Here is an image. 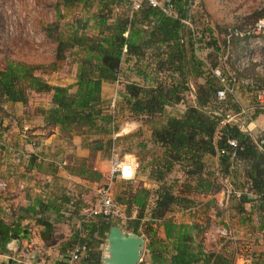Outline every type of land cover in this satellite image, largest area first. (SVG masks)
Segmentation results:
<instances>
[{
  "label": "trees",
  "instance_id": "obj_1",
  "mask_svg": "<svg viewBox=\"0 0 264 264\" xmlns=\"http://www.w3.org/2000/svg\"><path fill=\"white\" fill-rule=\"evenodd\" d=\"M168 1L171 15L144 3L138 9L130 10L126 0H59L57 4L66 8L78 3L83 7L95 4L91 17L93 33H86L83 27L85 22L78 18L74 23L65 24L68 29L64 36L53 39L56 42L55 60L63 59L65 51L73 47L81 53L77 60L73 92H69L70 85L47 83L36 73L39 70L37 65L6 59L0 68V105L4 101L24 103L29 91L49 93L51 105L44 114V122L60 130L75 131L82 136L93 128L96 131L92 134L101 136H108L117 129L116 125L110 124L111 116L102 112L100 86L102 82L119 83L122 61L133 58L138 65V61L148 54L155 61L156 71L166 74L167 82L155 81L139 65L134 69L135 76L143 82L123 78L120 96L128 114L133 118L144 119V123L149 126L151 142L162 149V167L168 170L174 164L180 166L185 176L182 185L185 191L179 195L174 194L165 184L161 172L156 170L158 167L152 164L151 167L156 171L151 179L158 183L153 192L139 187L128 195L118 194L113 197L124 214L122 223L95 216L88 222L81 221L78 229L73 231L67 249L76 242L84 243L87 248L79 264H100L97 250L99 241L93 239V236L103 237L109 226L117 224L125 231L147 239L142 252H147L150 264H208L213 253L204 252L201 241L196 240L199 232L197 226L177 222L166 216L175 207H193L195 201L189 197L191 194L207 195L221 189L218 179L213 176L214 171L205 166L204 156L216 157L217 170L223 175L236 162L243 163V187L264 201V153L246 132L240 130L237 123L227 120L230 115L241 112L238 102L228 93L222 100H216L214 94L220 85L210 71L216 65L211 63L206 70H201L202 60L194 55L192 33L182 22L187 17L188 5L192 0ZM118 5H124L122 13H112V8ZM263 14L264 10L256 11L248 19L253 21ZM44 32L45 36L51 37L48 28ZM222 44L224 48V38ZM231 45L239 49L236 38H232ZM53 66L51 64L50 68ZM247 72L251 73L255 88L264 90V75L258 74L253 67L235 72V75ZM189 77L193 78L191 103L185 105L180 114L167 115L162 123H155L153 119L161 115L166 106L184 101L185 94L191 90L188 86ZM198 78L201 80L197 81ZM252 107V113L245 121L257 114H264V103H254ZM229 138L237 142L233 159L225 153H218L220 149L228 150L226 141ZM109 144V138L103 141L97 137L90 144L83 143V146L89 152H96L109 147ZM85 160L74 159L71 166L65 165L63 168L86 180L98 181L101 174L86 165ZM151 195L154 199L151 206L147 207ZM56 200L58 202L54 199L44 201L35 198L27 210L34 223L41 227L39 235L43 241L49 240L55 222L49 219L46 211L51 210L57 215L59 205L67 202L64 196ZM246 201L249 198L240 195L239 202ZM142 219L147 221L140 222ZM153 222L162 229L163 238L156 235ZM26 234L27 231L21 228L19 222L7 223L0 219V252L5 251L11 239H22ZM89 241H93L91 246ZM164 253H167V257H164ZM143 262L141 257L136 264ZM52 264L67 263L54 260Z\"/></svg>",
  "mask_w": 264,
  "mask_h": 264
},
{
  "label": "crops",
  "instance_id": "obj_2",
  "mask_svg": "<svg viewBox=\"0 0 264 264\" xmlns=\"http://www.w3.org/2000/svg\"><path fill=\"white\" fill-rule=\"evenodd\" d=\"M212 1L203 0L204 3ZM38 3L41 4L39 0ZM61 7V5H58L55 8V17L58 13H61ZM72 7H78L76 12L79 13V18L84 22L88 20L87 23L85 22V32L89 33L87 32L89 30L90 33H93L94 31L91 28L93 13H90L89 8L87 6L83 7L80 3ZM114 9L123 11L124 5H118ZM217 9L220 10L218 7ZM182 22L185 27L186 25L190 26L188 23L189 12ZM21 25L23 24L20 23L19 26L21 27ZM76 51V47L70 49V52L74 55L67 69L55 65L54 68L49 70L48 76H44L42 72L37 74H40L49 84L70 85L69 92H73L75 89L73 84L76 80L77 60L81 54L80 51ZM17 60L18 62H27L25 59ZM4 64L5 61H1L0 68ZM37 66L41 67L40 65ZM137 66L133 58L122 61L120 70L123 77L132 80L131 75L135 77L136 72L134 69ZM116 84L117 82L101 83L100 98L102 102L106 96H110V91L114 90ZM107 92L109 95H106ZM261 93L264 96V90H261ZM42 94L44 93L29 91L27 100L24 103L4 101L0 105V181H4L6 184L5 188L0 191V219L7 223L19 222L21 228L27 231L25 238L11 239L7 242L5 251L0 252V264H26L27 259L31 263L37 264H52L54 260H62L67 264H79V261L68 262L64 254L68 250V246H64L61 241L62 238L59 235L57 236L55 231L52 232L49 240H41L39 235L41 227L34 223L27 211L35 198L44 201L54 199L58 202L56 199L60 195L46 193V186L51 181L67 178L71 181L95 183L73 175L67 170L63 171V165L71 166L74 158H86L88 148L83 146L82 139L77 136H73V141L71 140V143H68V146L71 147L69 149L64 146L66 144L64 141L54 143L53 139L45 138L51 135H45L43 128L44 114L51 105L48 103L50 101L42 103L40 101L31 102L33 100H30L31 95L38 96ZM45 96L47 95L45 94ZM251 108V106H248L246 112L243 109H241V112L243 111L244 114H247V112L252 113ZM241 112L236 113L234 116H237V118L232 117L231 121L237 124L241 123L238 122L241 118L239 115L242 114ZM238 116L240 117L238 118ZM262 116L263 114H257L250 120L245 121L243 128L240 130L246 132L254 140L259 134L257 124ZM236 119L238 120L236 121ZM74 140H78L77 143ZM52 147L58 148V151H49L48 153L46 149ZM62 154L65 156L64 158H62ZM95 154H99L98 151ZM66 157H68V160ZM204 162L207 168L218 172L221 176L218 178L221 189L207 195L195 194V200L198 203H196L194 209L175 207L166 216L177 222L197 226L199 232H197L196 240L201 241L204 252L213 253V258L208 264H235L243 261L247 264H264V201L256 197L255 194L247 192L243 187L245 186L242 171L244 168L243 163L236 162L235 165L229 168L230 171L223 175L217 170L216 157L204 156ZM89 166L91 169L98 171L101 176H106L109 161L108 159L101 158L97 160L94 158ZM236 192L248 197L249 201L239 202V199L235 197ZM66 206L70 207V205ZM61 208H64L62 204L59 205V212H61ZM132 214H135V210L132 211ZM46 215L50 220L57 221L56 215L51 210L46 211ZM212 223L226 226L229 229L230 238H219L216 242H210L207 239V233ZM155 231L159 238H163L160 227H156ZM146 243L147 239L144 238V244ZM66 244L68 245V243ZM27 249L29 250L27 251ZM141 256L144 259L143 264H150L147 252H142ZM165 256L167 257V253H164ZM160 264H165V262Z\"/></svg>",
  "mask_w": 264,
  "mask_h": 264
},
{
  "label": "rangeland",
  "instance_id": "obj_3",
  "mask_svg": "<svg viewBox=\"0 0 264 264\" xmlns=\"http://www.w3.org/2000/svg\"><path fill=\"white\" fill-rule=\"evenodd\" d=\"M39 1L41 6L38 0H0V62L5 61V58L15 61L17 59H25L27 62L22 63L40 65L41 67H39L36 73L42 72L44 76H48L51 64L54 65L52 68H54L55 65H60L67 69V66L69 67V62L73 60L72 56L74 54L70 52V49L65 51L63 59H54L56 42L53 39L58 36L59 38H61L62 35L64 36L68 29L65 24L70 22L74 23L80 15L76 12L78 7H61L62 11L58 13L59 17H55L54 11L55 8L58 7L57 3L59 0ZM93 4L88 7L90 13L95 11V4ZM217 7L220 8V10L217 9ZM261 10H264V6H261L260 0H225L224 4L218 3L217 0H213L210 3H204L203 0H192L188 5V23L190 26L186 25V27L189 28L191 31L190 33H192L191 41L193 43L194 55L197 59L202 60L201 70H206L210 67L211 63L216 66L210 68V71L215 68L221 70L222 73H226V69L231 70L232 66L229 63L224 65L220 62V58H222L224 52L222 38L225 29L238 22L239 17L249 20L252 14ZM111 12L117 14L122 13V11L118 9L115 10L114 8H112ZM245 13H248V16H240ZM85 22L87 23L88 20ZM20 23L23 24L21 27L19 26ZM83 27H85V25H83ZM47 28L51 37L45 36L44 30ZM87 32L90 33L89 30ZM215 47L218 49L215 50ZM236 49L237 47L231 45L232 51H236ZM138 63V66L140 65L141 68H144L151 79L163 82L168 81L164 72L161 71L159 73L156 71L155 61L151 55L146 54ZM235 76L237 83L235 84L232 95L234 99L238 98L235 100L238 102L240 109L246 112L248 106L252 107L254 103L262 104L259 99L264 101V96L261 91L255 88L254 79L250 77L251 73H237ZM135 77L131 75L133 81L143 82L138 77ZM123 78V74L121 73L119 83L116 84L114 90L110 91V96H106L101 107L103 113H107L111 116L112 121L110 124L116 125L117 129L112 134L108 136L92 134L93 131H96V129L93 128V130H90L91 132L82 136L75 131L60 130L57 126L44 122L43 128L46 133L45 135L51 134L45 138L53 139L54 143H57V141L59 143L60 141L66 142L64 145L66 149L71 148L68 146V143H71V140L73 141V136L82 139V143L86 144L92 143L97 137L103 139V141L109 138V147H105L103 150L98 151L99 154H95L96 152H89L88 150L85 164L89 166L94 158L97 160L103 158L109 161L114 156L133 163L134 177L131 180L114 178L110 181L109 188L112 198L118 194L128 195L129 193H133L139 187L148 188L153 192L158 183L154 179H151V177H154L153 175L156 170L161 172L163 180L169 189H171L174 194L179 195L181 192L185 191V187H182L185 181L182 169L179 165L174 164L170 169L166 170L165 167H162V164H160L162 149L157 144L151 142L149 126L144 123V119L131 117L122 104L120 93L123 89ZM200 80V78L197 79V81ZM192 82L193 78L189 77L188 86L191 90L185 94L184 101L173 106H166L164 112L153 119L155 123H162L167 115L180 114V111H183L185 105L191 103ZM45 94L47 96H45ZM106 95H109V93L107 92ZM257 95H260V98H258ZM49 97V93L38 96L31 95L30 100H33L31 102L40 101L46 103L48 100L50 101ZM252 110L253 107L250 111ZM239 115L241 118L238 116L239 120L236 119V121L245 122V119L249 117L251 113L247 112V114L242 113ZM234 117L237 118V116ZM74 141L77 143L78 140ZM57 149L52 147L46 150L49 153V151H58ZM64 157L65 156L62 154V158ZM66 158L68 160V157ZM74 159L78 160V158ZM152 164H154L153 166L156 165L158 168L155 170V168L151 167ZM64 166L65 165H63V167ZM64 170L63 168V171ZM105 182H107L106 176H101L95 183L78 180L71 181L67 180V178H60L59 181H51L48 186H46V193L50 192L60 195L59 198L63 196L67 198V202L62 203L64 208H61V212L56 215L57 221L53 223V232L55 231L56 235L62 238L61 241L64 246H68L66 243L70 241L69 238L73 237V231L78 229L82 221L80 219L82 209L88 208L93 204L97 188ZM189 197L195 201L194 206L197 205L196 203L198 202H196L195 196L191 194ZM153 199L154 197L151 195L147 207L151 206ZM66 205H70V207ZM74 211L77 213H74ZM132 216L134 217V214H132ZM88 220L89 218L85 219V222H88ZM146 221L147 220L142 219L140 222ZM117 225L119 226V224ZM152 227L156 230L157 226H155V222L152 223ZM122 230L125 231L124 229ZM93 239L99 241L97 250H99V260L100 264H102L101 257L105 255L103 249L106 248L105 238L104 236L100 237L94 235ZM92 243L93 241H89V246H91Z\"/></svg>",
  "mask_w": 264,
  "mask_h": 264
},
{
  "label": "built area",
  "instance_id": "obj_4",
  "mask_svg": "<svg viewBox=\"0 0 264 264\" xmlns=\"http://www.w3.org/2000/svg\"><path fill=\"white\" fill-rule=\"evenodd\" d=\"M218 3L224 4L225 0H217ZM130 10H136L141 7L142 3L149 7L158 8L163 13L171 15V8L168 0H126ZM261 6H264V0H260ZM259 8V7H257ZM248 16V13L240 16ZM224 38V52L220 62L222 64H231L232 69H226V76L218 68L212 69L214 76L219 82V89L215 91L216 100H222L225 95L232 94L237 83L235 78V72H242L249 67H253L258 74L264 75V14L257 17L255 20L250 21L239 17L238 22L230 25L225 29L223 35ZM236 38L238 40L239 49L236 51L231 50V40ZM260 98V95H257ZM261 103L263 100L259 99ZM243 112V111H242ZM234 115H230L227 120H231ZM250 120V119H249ZM243 123H238L239 128H243ZM258 136L253 141L260 151L264 153V115L260 118L257 124ZM228 150L220 149L219 154H227L230 159L235 157V148L237 142L233 138H229L226 141ZM107 182L99 186L95 193L93 204L81 211V220L85 221L87 218H93L95 216H102L106 219L116 220L123 222L124 214L113 200L110 192L109 183L112 179L118 178L121 180H131L134 177V166L133 163L127 160H123L120 157H112L109 160V166L106 173ZM213 176L217 179L221 177L218 172L214 171ZM219 181V179H218ZM6 184L4 181H0V191L5 188ZM241 193H235V197L239 199ZM247 195V193H246ZM258 197V196H256ZM195 206L190 209H194ZM212 209V208H211ZM219 238H230L229 229L220 224L212 223L209 226L207 233V239L210 242H216ZM86 245L84 243L76 242L66 250L65 257L68 262L79 261L86 251ZM29 249H27L28 251ZM26 264H37L31 263L27 259ZM235 264H247V262H236Z\"/></svg>",
  "mask_w": 264,
  "mask_h": 264
},
{
  "label": "water",
  "instance_id": "obj_5",
  "mask_svg": "<svg viewBox=\"0 0 264 264\" xmlns=\"http://www.w3.org/2000/svg\"><path fill=\"white\" fill-rule=\"evenodd\" d=\"M106 248L102 264H136L141 259L144 239L141 235L123 231L111 225L105 233Z\"/></svg>",
  "mask_w": 264,
  "mask_h": 264
}]
</instances>
